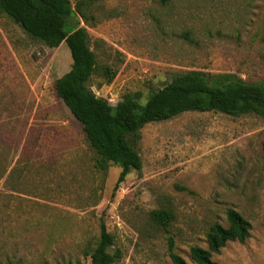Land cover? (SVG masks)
Here are the masks:
<instances>
[{"label": "rangeland", "instance_id": "rangeland-1", "mask_svg": "<svg viewBox=\"0 0 264 264\" xmlns=\"http://www.w3.org/2000/svg\"><path fill=\"white\" fill-rule=\"evenodd\" d=\"M84 2L100 69L89 85L113 106L133 93L145 102L189 71L264 83V0ZM72 63L65 43L48 48L0 16V264H91L102 221L122 253L117 264H172L169 238L196 264L191 248L208 249L229 209L251 222V237L213 259L264 264V121L189 112L148 124L143 169L115 190L121 168H96L57 96ZM105 67L116 72L110 84ZM160 209L174 214L169 234L151 221Z\"/></svg>", "mask_w": 264, "mask_h": 264}, {"label": "trees", "instance_id": "trees-1", "mask_svg": "<svg viewBox=\"0 0 264 264\" xmlns=\"http://www.w3.org/2000/svg\"><path fill=\"white\" fill-rule=\"evenodd\" d=\"M2 15L48 48H59L64 43L68 46L73 63L70 71L56 81V93L81 124L85 140L96 154V168L101 172H107L112 165L121 168L115 190L132 172L142 171L139 146L142 130L148 124L189 112L220 113L234 118L252 115L264 121V83H250L236 74L213 75L199 71L177 74L145 102L139 93L124 96L115 106L98 97L89 85L100 69L83 26L89 20L84 0L76 3L72 0H0ZM101 71L107 83H112L116 72L110 67ZM150 217L154 224L170 233L174 221L171 211L155 210ZM227 220L228 227L216 224L211 228L208 249L191 248V258L196 264H220L213 259L214 254H220L229 242L245 243L251 237L253 226L239 211L229 209ZM169 245L172 264H188L175 251L172 238ZM113 247V236L102 221L91 264H117L122 253L112 251Z\"/></svg>", "mask_w": 264, "mask_h": 264}]
</instances>
